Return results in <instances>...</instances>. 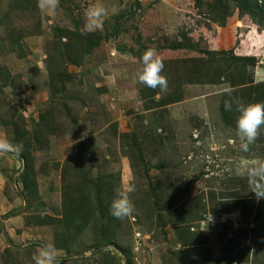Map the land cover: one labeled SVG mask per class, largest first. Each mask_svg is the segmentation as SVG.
Here are the masks:
<instances>
[{"label":"rangeland","instance_id":"obj_1","mask_svg":"<svg viewBox=\"0 0 264 264\" xmlns=\"http://www.w3.org/2000/svg\"><path fill=\"white\" fill-rule=\"evenodd\" d=\"M30 1L0 0V140L23 146L19 156L0 152V176L30 228L16 243L4 235L11 247L0 264H34L41 248L56 249L55 233L66 246L59 264H264V198L247 182L264 162V125L242 151L237 113L224 109L232 99L264 102V0L253 14L244 9L253 0H59L54 13ZM95 4L109 10L92 32L103 37L78 59L53 30L82 32ZM148 49L164 64L166 91L137 80ZM231 56L253 59L234 87ZM169 97L179 100L164 105ZM14 128L27 131L18 143ZM129 184L134 212L109 224L104 241L100 204L113 217ZM64 204L91 221L80 230L79 218L69 228L52 220ZM37 218L51 223L32 225Z\"/></svg>","mask_w":264,"mask_h":264},{"label":"clouds","instance_id":"obj_2","mask_svg":"<svg viewBox=\"0 0 264 264\" xmlns=\"http://www.w3.org/2000/svg\"><path fill=\"white\" fill-rule=\"evenodd\" d=\"M59 0H40L39 7L50 13H54L58 7ZM115 12V9H112ZM109 10L103 4H95L88 7L84 12V24L82 34L92 33L103 28L104 20L108 17ZM142 67L137 73L139 83L148 88H159L162 92L167 90V79L161 73L164 69L163 62L156 56L154 49L146 50L141 58ZM225 111L237 113L235 124L237 134L241 140L240 149L248 151L257 138L258 130L264 125V102H244L239 99H232L224 103ZM22 145H13L7 140H0V152H13L17 156L22 151ZM249 191L254 194L257 200L264 198V162L258 163L248 170ZM135 190L129 184L125 191L120 192L110 204V214L117 219H122L134 212V206L129 200L128 193ZM213 216L206 221L204 230L213 222ZM182 247L179 246L178 249ZM34 264H59L56 249L46 245L40 249L37 255L33 256Z\"/></svg>","mask_w":264,"mask_h":264},{"label":"trees","instance_id":"obj_3","mask_svg":"<svg viewBox=\"0 0 264 264\" xmlns=\"http://www.w3.org/2000/svg\"><path fill=\"white\" fill-rule=\"evenodd\" d=\"M25 6H27L31 1L30 0H23ZM247 5L246 7H244V9L249 10L252 14L255 12L256 8H257V0H253V1H246ZM53 36L55 38H57L58 40L61 39H65V45H68L67 43H69L70 45L68 46L71 50H78L76 57L78 59H81L83 57V55L90 53L92 51V49H94L99 43L100 40L103 37L102 33H86V34H82L81 31L79 30H67V29H61V28H54L53 30ZM74 41H77V43L75 44ZM74 59V57H73ZM74 62L76 63L77 61L74 60ZM253 64V59L249 58V57H242V56H231L229 59V66H228V73L230 72V69L232 67H234V70H237L238 74L231 78L227 77V82L230 83L231 87H234L236 85H242L243 84V73L244 70L247 68L248 65ZM200 70V69H199ZM198 71V70H196ZM194 74V73H193ZM219 76L216 77V81L218 80ZM237 81H235V79H237ZM215 82V81H212ZM239 82V83H238ZM189 83H193V80H189ZM245 84V83H244ZM240 95V93H239ZM179 99L177 97H169L167 99V101L164 102V105L167 103H175L177 102ZM27 135V131H19L17 130V128H14L13 131V139L15 141V143H18L20 141V139H22V137L24 138ZM26 158H24V164H27V160H28V155H24ZM21 159H23L21 157ZM28 173L27 171H25L24 169L22 170L21 174H20V182L23 186L24 190H27L28 186H29V179H28ZM106 189H109L108 187ZM102 191H96L94 194V197L96 198V200H99L100 198V194ZM105 193V192H104ZM64 209L62 212V216L61 218H54L52 220H55L57 222H61L62 224H64L66 226V228H69L71 226L72 221L75 218H79L80 219V224H79V228L80 230H82L87 224L88 222L91 221L90 217L87 215V212L85 211L86 208H81L82 212H81V217L77 216V212L80 211V209L76 208H71L69 205L64 204ZM108 209V206H104L100 204V217L102 220V223L100 225V229L101 230H105L106 234L103 233L102 235L104 236L103 238L105 239L104 241L107 240H112L113 236H114V231L107 229L108 227L114 225V226H119V221L117 218L114 217H108V219L103 218V208ZM168 208V207H167ZM264 210V199L262 200V203L260 205V207L258 208L257 214L258 212H262ZM256 216L258 217L259 215ZM90 219V221H89ZM34 223H32V225H47L50 224L51 222H48L47 219H42V218H37L36 222L33 221ZM30 224V222H29ZM109 224H111L109 226ZM115 228V227H114ZM113 228V229H114ZM258 231L257 229H251L252 232ZM77 233V232H75ZM60 234H54V238L56 239L55 242V246L56 249H65L66 246L61 245L59 242H57V240H61L63 242L62 236H58ZM72 236V235H71ZM63 244V243H62ZM120 250V247H118ZM128 264H130L129 262H127Z\"/></svg>","mask_w":264,"mask_h":264},{"label":"crops","instance_id":"obj_4","mask_svg":"<svg viewBox=\"0 0 264 264\" xmlns=\"http://www.w3.org/2000/svg\"><path fill=\"white\" fill-rule=\"evenodd\" d=\"M5 185H6L5 180H3V178H1V176H0V254H2L3 249H7V248L11 247L6 242H4L5 241L4 235L5 234H7L8 239H10L14 243H16L17 238L19 239V236L21 237V234L23 233V231L29 232V229H30L28 227V225H27V227L25 226L24 219L22 217V213L21 212L20 213L15 212V210L12 208L14 206V204L17 203L16 195L14 194V192L12 194H10V192H8L6 194L7 190L4 189ZM10 209L12 210L11 213L9 212ZM12 225L19 226V228H20L16 231L17 234H15L14 236L12 233L14 231L8 230V227H10ZM43 226H45V225H42L41 227H43ZM46 235H48V234H46ZM32 237L34 239L36 238L35 236H32ZM47 238H48V236H47ZM20 242L21 241H19L20 246H23L26 244V243L23 244ZM9 244H11V242H9Z\"/></svg>","mask_w":264,"mask_h":264}]
</instances>
